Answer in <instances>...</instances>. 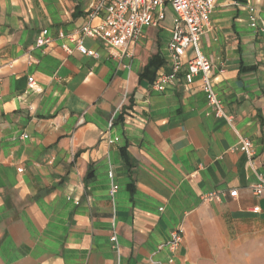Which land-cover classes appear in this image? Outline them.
<instances>
[{
  "label": "crops",
  "instance_id": "obj_1",
  "mask_svg": "<svg viewBox=\"0 0 264 264\" xmlns=\"http://www.w3.org/2000/svg\"><path fill=\"white\" fill-rule=\"evenodd\" d=\"M93 1L0 0V264H264L234 254L264 248V0H215L199 42L230 121L181 79L190 51L151 87L171 72L169 5L125 54L90 38L95 57L66 53ZM172 231L178 249L157 251Z\"/></svg>",
  "mask_w": 264,
  "mask_h": 264
},
{
  "label": "built area",
  "instance_id": "obj_2",
  "mask_svg": "<svg viewBox=\"0 0 264 264\" xmlns=\"http://www.w3.org/2000/svg\"><path fill=\"white\" fill-rule=\"evenodd\" d=\"M169 5L174 12L171 38L168 45L170 52L171 72L160 75L151 87L163 91L173 82L179 81L177 75L180 62L179 59L187 52H191L185 64V71L181 79L191 81L199 76L202 89L205 92L208 103L212 107L216 117L230 121L223 110V105L215 92L211 81V63L201 53L199 42L201 37L211 29V16L214 11L215 0H94L86 11V23L74 33L66 36V42L61 48L68 54L72 51L84 56H96L84 46V39L90 38L99 41L105 48H118L126 53L129 45L142 38L143 28L147 25L157 26L163 17L164 6ZM98 20L96 25L93 20ZM264 33V23L261 25ZM52 44V39L46 29L41 30L34 41L35 47H44ZM68 44H72L71 49ZM29 88H33L32 79L28 80ZM239 146L248 158L249 166H252L251 142L239 137ZM116 191L112 186L111 193ZM264 193V178L258 177V182L253 187V194L256 197ZM229 197H237V190L231 189L226 193ZM225 193L220 191L210 192L204 195L203 199L212 201L219 200ZM255 207L253 212H257ZM114 248L117 250L116 237L112 235ZM182 241L177 231H172L169 238L158 247L157 251L165 250L174 254ZM150 264H165L159 261L150 260Z\"/></svg>",
  "mask_w": 264,
  "mask_h": 264
},
{
  "label": "rangeland",
  "instance_id": "obj_3",
  "mask_svg": "<svg viewBox=\"0 0 264 264\" xmlns=\"http://www.w3.org/2000/svg\"><path fill=\"white\" fill-rule=\"evenodd\" d=\"M235 255H241V256H245V255H250V256H264V248L262 247H259V246H251L249 248L247 247H242V248H239L237 250H235ZM257 259L254 260L252 263H247V262H242V263H239V264H260V263H257Z\"/></svg>",
  "mask_w": 264,
  "mask_h": 264
}]
</instances>
